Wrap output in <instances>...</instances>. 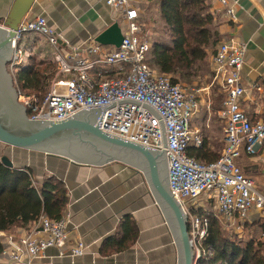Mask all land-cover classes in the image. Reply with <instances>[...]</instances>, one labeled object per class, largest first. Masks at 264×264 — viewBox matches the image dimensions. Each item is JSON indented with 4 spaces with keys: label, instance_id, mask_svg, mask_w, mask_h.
<instances>
[{
    "label": "built area",
    "instance_id": "obj_1",
    "mask_svg": "<svg viewBox=\"0 0 264 264\" xmlns=\"http://www.w3.org/2000/svg\"><path fill=\"white\" fill-rule=\"evenodd\" d=\"M213 1L221 5L229 21L237 22L233 0ZM106 4L117 12L123 33L122 44L111 49L97 42L85 47L72 45L43 15L23 20L12 39L8 63L18 101L30 120L43 123L93 112L95 124L103 132L163 152L168 187L187 218L194 257L198 259L210 215L233 231L243 229L253 211L264 215V193L236 163L243 148L253 155L264 145V117L253 121L242 107L246 92L242 70L248 46L234 39L220 41L210 57L212 82L207 87L173 83L169 75L157 72L147 63L152 42L142 34L143 12L138 0H106ZM27 32L44 35L54 49L55 73L43 98L21 92L17 84L16 71L25 59L19 42ZM101 64L114 67L117 76L104 75V70L99 71ZM94 69L98 71L97 78L90 73ZM214 86L225 95L223 108L218 112L225 147L217 160L205 163L189 154L190 147L203 145L202 131L192 125L191 117L200 106L204 107L202 92L210 94ZM206 109L211 111L209 103ZM207 200H212V210L200 211ZM68 223V215L53 219L43 214L20 238L19 245L14 244L10 233L0 231L4 245L1 255H7L11 264H34L33 260L51 247L60 254L69 250L72 256L83 255L85 245L79 239L67 248L73 240Z\"/></svg>",
    "mask_w": 264,
    "mask_h": 264
},
{
    "label": "crops",
    "instance_id": "obj_2",
    "mask_svg": "<svg viewBox=\"0 0 264 264\" xmlns=\"http://www.w3.org/2000/svg\"><path fill=\"white\" fill-rule=\"evenodd\" d=\"M14 2L0 0V23L8 19ZM208 3L220 22L221 41L234 39L248 46L242 70L246 90L242 107L253 121L259 120L264 117V0H233L238 17L236 23L225 17L218 2L208 0ZM138 5L143 12V24L147 26L145 8L149 1L138 0ZM37 15L45 16L65 41L80 47L96 43L97 36L119 20L117 12L106 4V0H36L24 20ZM19 43L25 51L22 66L31 62H54V49L44 35L27 32L21 36ZM106 46L108 49L113 47ZM214 50L209 51L208 57ZM99 69L104 70V75L108 77L118 74L114 67L107 64H101ZM97 72L94 69L90 73L97 78ZM223 97L222 93V104L217 109L210 112L206 109L208 113L203 115V122L194 125L209 141L217 138L216 129L212 127L223 126L218 114L223 108ZM212 111L216 112L217 119L214 121L210 120ZM217 133L225 144L224 133ZM8 146L0 143V149L4 151L9 150ZM10 152L12 157L9 158L15 167L31 168L39 182L53 175L63 181L69 198L65 215L69 216L68 229L73 237L67 248L73 246L76 239L85 245V252L80 256H72L69 250L60 254L57 248H48L33 260L34 264L181 263L178 229L141 169L120 161L104 166H85L39 151ZM237 159L242 171L253 178L264 193V145L253 155L243 148ZM205 203L204 210L211 211L212 200ZM263 217L258 211H253L248 222L253 224L246 223L243 229L234 232L243 237L261 231L259 222ZM32 226H17L3 232L10 233L14 244L19 245L20 238ZM262 237L264 239V232ZM0 263H9L8 256L0 255Z\"/></svg>",
    "mask_w": 264,
    "mask_h": 264
},
{
    "label": "trees",
    "instance_id": "obj_3",
    "mask_svg": "<svg viewBox=\"0 0 264 264\" xmlns=\"http://www.w3.org/2000/svg\"><path fill=\"white\" fill-rule=\"evenodd\" d=\"M148 1V8L153 4L157 7L165 35L170 39L153 41L147 63L157 72L169 75L173 83L201 82L209 51L223 39L220 22L210 10L208 0ZM146 19L147 24L149 18ZM146 27L142 23L143 32ZM54 73L53 61L31 62L16 71L17 84L21 92L43 98ZM223 143L209 141L203 136V145L190 147L189 154L210 163L221 156ZM3 156L0 153V231L31 226L43 214L53 219L62 218L69 201L63 181L53 175L39 182L31 168L10 167L2 160ZM259 224L262 230L243 241L236 232L227 234L228 227L215 215H210L202 254L198 259L194 257L195 264H264V217ZM3 251L4 245L0 241V255Z\"/></svg>",
    "mask_w": 264,
    "mask_h": 264
},
{
    "label": "water",
    "instance_id": "obj_4",
    "mask_svg": "<svg viewBox=\"0 0 264 264\" xmlns=\"http://www.w3.org/2000/svg\"><path fill=\"white\" fill-rule=\"evenodd\" d=\"M35 1L15 0L8 19L0 23V143L39 151L76 165L104 166L120 161L141 169L178 229L182 251L180 264H195L187 218L169 190L163 152H154L138 143L103 132L95 124L96 115L93 112H84L61 122L43 123L30 120L26 108L18 101V91L8 69L13 51L12 39ZM96 41L119 47L123 33L118 22L100 33ZM2 160L15 167L8 156L4 155Z\"/></svg>",
    "mask_w": 264,
    "mask_h": 264
},
{
    "label": "rangeland",
    "instance_id": "obj_5",
    "mask_svg": "<svg viewBox=\"0 0 264 264\" xmlns=\"http://www.w3.org/2000/svg\"><path fill=\"white\" fill-rule=\"evenodd\" d=\"M146 10H147V17L149 19H148L146 31L143 32L142 34L146 38H148L152 43L155 40L169 41L170 37L167 36V35H165L164 25H163V22L160 19L159 13L157 11V7L153 4V5H151L150 8L146 7L145 8V11ZM209 58H210V56L207 59V66H205V70L203 72V75L200 78L201 82H199L198 80H195V82L192 83V84H188V83H185V82H182V83H185V84H187L189 86L198 87V88L207 87V85L212 82L211 60ZM21 67L22 66H19L17 68V71ZM201 98L204 101V104H203L204 107L203 106H200V108L197 109V111L195 112V114L192 115L191 121H192V125L193 126L196 125L197 123L201 124L203 122V118H202L203 115L205 113H208V111L206 110V105L208 103L211 105V109H214V110L217 109L220 106L219 103L221 102V99H222V93H221V91H220V89L218 87L214 86L212 88L210 94L207 93L206 91L202 92ZM212 112L213 113L210 116V120L211 121H214V119H217L215 117L216 116V112L215 113H214V111H212ZM212 128H215L216 129V132H221V134H223L222 133L223 132V126L221 128V127H219V124H218L216 127H212ZM216 132H215V136L217 138L216 139L213 138V142H218L220 144L223 143L222 136L220 134H218V133L216 134ZM4 145H6V144H4ZM223 145H224V143H223ZM8 147H9V150H5L4 151V150L0 149V152H4V154L6 156H8V157H12V153L10 151H12L14 153V152H17V150H18V152L20 154V153H22V151L25 150V149L15 148V147H12V146H8ZM237 160L238 159H236V163H237ZM256 188L261 191V189H260V187H259V185L257 183H256ZM208 207L210 208V204L208 205ZM227 229H228L227 230V234H229V235L230 234H232V235L234 234V231L233 230H231L229 228H227ZM250 236L248 234V235H245V236H243L241 238H242L243 241H247V240L250 239Z\"/></svg>",
    "mask_w": 264,
    "mask_h": 264
}]
</instances>
